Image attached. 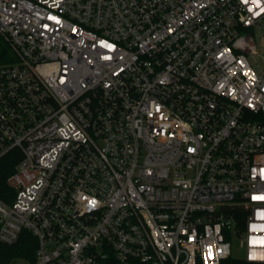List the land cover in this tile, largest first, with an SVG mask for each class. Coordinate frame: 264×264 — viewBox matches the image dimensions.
I'll return each instance as SVG.
<instances>
[{
    "label": "built area",
    "instance_id": "obj_1",
    "mask_svg": "<svg viewBox=\"0 0 264 264\" xmlns=\"http://www.w3.org/2000/svg\"><path fill=\"white\" fill-rule=\"evenodd\" d=\"M263 32L264 0H0V248L36 241L10 264H222L234 239L264 264Z\"/></svg>",
    "mask_w": 264,
    "mask_h": 264
},
{
    "label": "trees",
    "instance_id": "obj_2",
    "mask_svg": "<svg viewBox=\"0 0 264 264\" xmlns=\"http://www.w3.org/2000/svg\"><path fill=\"white\" fill-rule=\"evenodd\" d=\"M9 52L7 46L0 39V63L1 56ZM17 162L13 156H9L0 161V198L6 199V192L9 191L7 186L8 177L15 171ZM36 248L35 238L29 234L24 233L21 240L14 246H2L0 248V264H10L16 258H33ZM222 264H250L244 260H237L230 258Z\"/></svg>",
    "mask_w": 264,
    "mask_h": 264
},
{
    "label": "rangeland",
    "instance_id": "obj_3",
    "mask_svg": "<svg viewBox=\"0 0 264 264\" xmlns=\"http://www.w3.org/2000/svg\"><path fill=\"white\" fill-rule=\"evenodd\" d=\"M260 33L261 31L259 29L253 28L247 31H243L242 35H251L255 39L254 42L257 43L256 38H259ZM262 34H264V32ZM262 46H264V42H262ZM256 61L259 64H261V58H258ZM250 62L252 65H255V61L253 59H250ZM231 256L233 259H237V260L245 259V256H246L245 245L237 239L232 240V255Z\"/></svg>",
    "mask_w": 264,
    "mask_h": 264
}]
</instances>
